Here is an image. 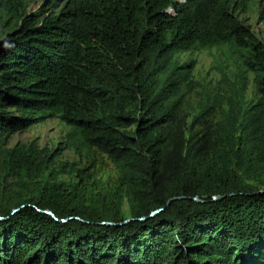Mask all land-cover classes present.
<instances>
[{"label":"trees","instance_id":"16d2710c","mask_svg":"<svg viewBox=\"0 0 264 264\" xmlns=\"http://www.w3.org/2000/svg\"><path fill=\"white\" fill-rule=\"evenodd\" d=\"M256 2L264 20V0H0V141L58 119L118 176L87 192L47 177L35 144L0 147V264H264V39L241 19ZM218 45L255 102L182 140L192 66L173 58Z\"/></svg>","mask_w":264,"mask_h":264},{"label":"rangeland","instance_id":"374dc122","mask_svg":"<svg viewBox=\"0 0 264 264\" xmlns=\"http://www.w3.org/2000/svg\"><path fill=\"white\" fill-rule=\"evenodd\" d=\"M42 0H21L27 11H35ZM256 2L241 19L260 40L264 39V20L260 19ZM2 33L9 31L13 19L0 17ZM0 33V40H1ZM190 65L188 80L179 91L183 103L178 114L176 128L180 139H186L191 125L203 131L221 120L218 106L229 114L237 109L247 110L255 102L253 75L246 72L235 53L226 45L194 47L190 52L174 56L172 66ZM209 115L198 119L205 105ZM10 112V110H6ZM182 137V138H181ZM182 139V140H184ZM35 144L47 159L46 176L51 180L77 181L87 192H103L114 189L117 173L108 158L95 149H83L78 145L75 130L58 119H49L28 130L21 131L0 141V147ZM52 173V176L50 174ZM123 210H127L126 204Z\"/></svg>","mask_w":264,"mask_h":264},{"label":"water","instance_id":"95a60500","mask_svg":"<svg viewBox=\"0 0 264 264\" xmlns=\"http://www.w3.org/2000/svg\"><path fill=\"white\" fill-rule=\"evenodd\" d=\"M215 200H219L220 199V197H216V198H214ZM195 201H197V202H199V199H195ZM14 212H16V211H14ZM45 214H48V215H51L50 213H47V212H44ZM159 213V211H155V212H153V213H151L150 214V217H153V216H155V215H157ZM52 216V215H51ZM146 218H141L139 221H144ZM0 220H2V218H0ZM130 220H127V221H125L123 224H126V223H128ZM104 225H110V226H112V225H114V224H112V223H105ZM119 225V224H118ZM115 226V225H114Z\"/></svg>","mask_w":264,"mask_h":264}]
</instances>
